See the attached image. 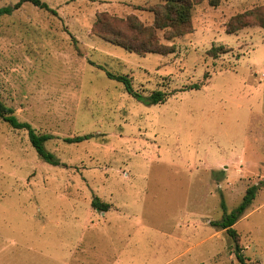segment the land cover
I'll return each mask as SVG.
<instances>
[{"label": "rangeland", "instance_id": "1", "mask_svg": "<svg viewBox=\"0 0 264 264\" xmlns=\"http://www.w3.org/2000/svg\"><path fill=\"white\" fill-rule=\"evenodd\" d=\"M43 1L56 13L26 2L0 16V97L54 136L45 148L61 164L0 118V264H239L212 222L252 185L235 228L246 264H264V0L196 4L192 32L158 31L166 55L93 32L101 12L152 24L161 0ZM156 90L165 102L149 103Z\"/></svg>", "mask_w": 264, "mask_h": 264}, {"label": "trees", "instance_id": "2", "mask_svg": "<svg viewBox=\"0 0 264 264\" xmlns=\"http://www.w3.org/2000/svg\"><path fill=\"white\" fill-rule=\"evenodd\" d=\"M205 0H161L158 4L151 7L154 12V22L152 24H145L137 15L131 14L127 18L118 17L109 14L108 12H101L97 15V19L93 25V32L103 38L126 48L129 51L137 53H160L163 55L172 53L173 46H168L162 43L158 34L159 30H164L165 36L172 39L177 36L193 31L192 25V9L196 4L202 3ZM210 5L218 6L220 0H208ZM31 2L40 8H46L56 13L48 3L43 0H19L12 6L0 7V16L12 14L14 10L19 9L24 3ZM256 16V10H250L234 16L227 24V31L233 33L248 25V17ZM111 78H115L125 84L126 90L133 96L142 99L133 87L132 81L127 75H116L108 72ZM199 88V84H194L191 88ZM149 103L155 104L165 102L167 94L162 90L154 91L149 97ZM0 118L9 122L16 129H26L32 144L37 149L42 160L54 165L61 164L55 155L45 148V142L54 136L50 133H38L32 124L28 121H20L15 114L13 107L8 106L0 97ZM88 137L75 136L66 137L69 142H78ZM260 187L252 185L248 188L243 201L232 212L226 213L221 221L212 222L213 225L219 229H224L236 242V252L240 260L239 264H246L245 258L242 254V248L239 244V233L235 228V224L244 215L249 205L256 197V192ZM92 206L95 209L102 211L109 210L111 204L96 197L92 201ZM225 209V203H223ZM226 210V209H225Z\"/></svg>", "mask_w": 264, "mask_h": 264}, {"label": "crops", "instance_id": "3", "mask_svg": "<svg viewBox=\"0 0 264 264\" xmlns=\"http://www.w3.org/2000/svg\"><path fill=\"white\" fill-rule=\"evenodd\" d=\"M222 230H224V229H222Z\"/></svg>", "mask_w": 264, "mask_h": 264}]
</instances>
